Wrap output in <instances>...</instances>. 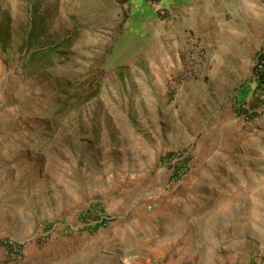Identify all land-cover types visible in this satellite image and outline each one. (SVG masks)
Here are the masks:
<instances>
[{
	"label": "rangeland",
	"instance_id": "obj_1",
	"mask_svg": "<svg viewBox=\"0 0 264 264\" xmlns=\"http://www.w3.org/2000/svg\"><path fill=\"white\" fill-rule=\"evenodd\" d=\"M158 1L0 0V264H163L153 234L194 228L152 214L184 205L209 243L228 241L227 264H264V94L248 104L262 7L252 23L226 15L241 35L229 46L167 22ZM66 35V61L26 65ZM56 94L68 99L49 114ZM170 152L185 174L166 189ZM92 203L108 220L89 232Z\"/></svg>",
	"mask_w": 264,
	"mask_h": 264
},
{
	"label": "crops",
	"instance_id": "obj_2",
	"mask_svg": "<svg viewBox=\"0 0 264 264\" xmlns=\"http://www.w3.org/2000/svg\"><path fill=\"white\" fill-rule=\"evenodd\" d=\"M264 2V0H261ZM145 2V1H144ZM146 5L147 17L154 18V6L156 3L149 2L144 3ZM158 4L164 7L166 11L167 22H174L179 24L181 29L190 28L196 34H202V36H208L211 32L216 29L220 31V37L225 38V43L230 46L233 42L232 39L239 38L240 33L236 32L235 28L226 27L224 25V18L226 15H241L243 16L244 22H253L252 15H257L259 20H261L260 12L262 7V12H264V3H260V0H159ZM144 5V7H145ZM146 11V12H147ZM152 18V19H153ZM219 18V20L217 19ZM166 19L162 22H166ZM254 29L255 25H251L250 29ZM244 35L242 34V38ZM241 38V37H240ZM228 40V41H227ZM238 40V39H236ZM228 46V47H229ZM264 47V46H262ZM232 50V52H231ZM223 54L237 55L241 54L242 50H236L234 47L222 51ZM253 62V61H252ZM255 83L254 81L250 84ZM252 89V88H251ZM156 211V210H155ZM187 215L186 219L190 220L192 223L193 230L185 229L180 236L168 237L162 235L155 236L153 234L152 240L149 241V249L151 247L155 248L157 251L152 255H148L154 260V257L166 256L167 259L163 264H227L232 260L230 252H224L220 250L228 245V241L219 243L220 238H215V243H209L208 241V228L207 225H202L197 219L193 218L196 215V210L186 214V206L183 209L176 211L172 210H160L152 214L154 221H160L161 219H168L169 217H176V215ZM174 219V218H173ZM210 245H213L210 247ZM214 247V248H213ZM174 256V257H173ZM147 261V260H146ZM150 264V263H146ZM151 264H161L151 263Z\"/></svg>",
	"mask_w": 264,
	"mask_h": 264
},
{
	"label": "trees",
	"instance_id": "obj_3",
	"mask_svg": "<svg viewBox=\"0 0 264 264\" xmlns=\"http://www.w3.org/2000/svg\"><path fill=\"white\" fill-rule=\"evenodd\" d=\"M32 25V23H31ZM71 42V38L66 35L63 36L61 39L57 40L51 45H48L46 47L33 50L27 57L26 65L32 66L33 69H46L50 68L53 65H55L58 62H64L66 61L64 59L65 56H68L69 54H60V50H66ZM258 66L259 69H256ZM256 70L255 75H253L250 80L255 83L252 84V91L251 96L252 99L249 100L248 104L250 107H252L255 103L260 102V100L257 99L258 93L264 94V50H258L255 54L254 62L252 64V71ZM63 96V98H61ZM54 100L51 101L53 106L49 108L48 113H53L55 115H58L60 111L63 110V103L65 100L68 99V96L66 94H56L53 98ZM84 100L87 98H83ZM264 99V98H263ZM243 104V103H242ZM240 104V105H242ZM242 110L245 111V114H248L245 110V108L242 106ZM174 153L170 152L163 156V161H167V159L170 156H173ZM185 155L179 158L176 162V169L174 172H172L171 177L176 178L178 177L179 170L185 167ZM81 219L84 221H91L88 225L83 226L84 229H86L89 232L95 231L97 228L105 225L108 218L102 216L99 213V204L92 203L89 210L81 215ZM93 220V221H92ZM9 252H11L12 247L11 245H6Z\"/></svg>",
	"mask_w": 264,
	"mask_h": 264
},
{
	"label": "built area",
	"instance_id": "obj_4",
	"mask_svg": "<svg viewBox=\"0 0 264 264\" xmlns=\"http://www.w3.org/2000/svg\"><path fill=\"white\" fill-rule=\"evenodd\" d=\"M260 66H258L256 69H259ZM256 73V70L250 72V75L251 77L253 75H255ZM185 153H180V152H176L174 153L173 156H170L167 161H163L162 162V170H167L169 176L166 178L165 180V183H164V187L166 189L170 188V186H172L174 183H176L177 181L180 180V178L183 177V175L185 174V170L184 168H182L181 170H179V174H178V177L176 178H172L171 175H172V172H174V170H177L175 167H176V162L179 158H181L182 156H184ZM167 164V165H166ZM166 165V166H165ZM147 209H151V205L148 204L146 206ZM16 249L15 247L13 246L12 247V250L10 252V255H13L15 253Z\"/></svg>",
	"mask_w": 264,
	"mask_h": 264
}]
</instances>
